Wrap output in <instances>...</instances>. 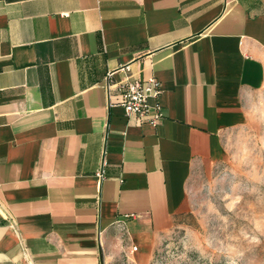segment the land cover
<instances>
[{
  "label": "crops",
  "instance_id": "crops-1",
  "mask_svg": "<svg viewBox=\"0 0 264 264\" xmlns=\"http://www.w3.org/2000/svg\"><path fill=\"white\" fill-rule=\"evenodd\" d=\"M110 71L161 83L156 126ZM263 92L264 0H0V264L149 249Z\"/></svg>",
  "mask_w": 264,
  "mask_h": 264
},
{
  "label": "rangeland",
  "instance_id": "rangeland-1",
  "mask_svg": "<svg viewBox=\"0 0 264 264\" xmlns=\"http://www.w3.org/2000/svg\"><path fill=\"white\" fill-rule=\"evenodd\" d=\"M224 162L195 172L189 211L143 251L119 233L107 264H264V92Z\"/></svg>",
  "mask_w": 264,
  "mask_h": 264
},
{
  "label": "built area",
  "instance_id": "built-area-1",
  "mask_svg": "<svg viewBox=\"0 0 264 264\" xmlns=\"http://www.w3.org/2000/svg\"><path fill=\"white\" fill-rule=\"evenodd\" d=\"M119 69L126 72L130 70L127 64L119 67ZM112 74L113 71H110L102 84L107 98L109 99L114 91L117 92L120 97V105L126 115L137 116L140 121H146L150 125L156 126L164 117L158 99L162 91L161 83L153 77L147 80H138L129 79L128 76L122 81L114 82L109 78ZM108 101L109 105H114L112 101ZM106 165V160L103 157L99 168L95 172V176L99 179L103 178ZM133 249H136V246Z\"/></svg>",
  "mask_w": 264,
  "mask_h": 264
}]
</instances>
